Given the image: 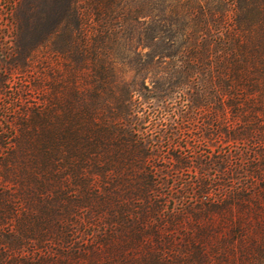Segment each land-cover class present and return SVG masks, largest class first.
I'll return each mask as SVG.
<instances>
[{
  "label": "trees",
  "instance_id": "1",
  "mask_svg": "<svg viewBox=\"0 0 264 264\" xmlns=\"http://www.w3.org/2000/svg\"><path fill=\"white\" fill-rule=\"evenodd\" d=\"M6 2L45 57L0 118V264H264V0Z\"/></svg>",
  "mask_w": 264,
  "mask_h": 264
},
{
  "label": "rangeland",
  "instance_id": "2",
  "mask_svg": "<svg viewBox=\"0 0 264 264\" xmlns=\"http://www.w3.org/2000/svg\"><path fill=\"white\" fill-rule=\"evenodd\" d=\"M6 1L8 0H0V8H3V11H0V82H2L5 87L4 92L0 94V118L3 117L10 120L13 117V109L16 106L24 103L32 104L35 101H39L38 99L41 97V93H38L37 91H28L25 87L30 86L27 81L31 76L33 77L38 74L39 71H42L44 65L42 62L45 57L43 51L45 49L39 48L25 57L24 52H22L23 49L26 48L25 50L29 52L31 46L36 40L40 39V36H32L33 34L30 33V29L27 33L24 32V34H21V31L18 28L19 21L17 19V7L16 5L10 7ZM7 8L10 10H7ZM23 69L29 70V75L26 76L20 73ZM22 87H24V89H22ZM180 101H176V104L179 105ZM169 113L172 114V111H169ZM172 117L175 120H178V115L176 113L172 114ZM152 118L148 120L150 121ZM208 118V115H202L196 120V124L202 125ZM147 122L146 126L148 129L152 130L151 123L148 122L147 125ZM217 125L218 121H212L207 127L215 130ZM250 144L251 143L248 140L226 143L220 138H215L213 140L197 142L194 148L187 151L190 152L189 154L194 152H202L203 154L213 153L216 156H228L230 159L234 160L235 157L241 153L243 154V157H248L250 153L247 148H249ZM163 146L165 145L163 144ZM163 150H165V147ZM164 154L165 153L162 151L161 155L167 156ZM159 164L160 166H170L166 161H160ZM197 173L198 170L193 167L184 170L170 171L169 175L165 178V182L168 183L167 189L172 192L173 196L178 197L180 194L177 189L180 182L189 179L190 177L195 178ZM243 174L244 173L241 175ZM241 175H239V179L233 180L234 182L232 183L234 186L245 183V175H243V177H241ZM218 180L219 175L217 172L211 170L207 175V181L211 183L217 182ZM183 194L185 196L183 199L184 201H193L192 198L194 197L189 191H183ZM201 201L202 197L198 198V203ZM261 202L264 205V200H261ZM176 203L178 206V204L183 203V201H176Z\"/></svg>",
  "mask_w": 264,
  "mask_h": 264
}]
</instances>
